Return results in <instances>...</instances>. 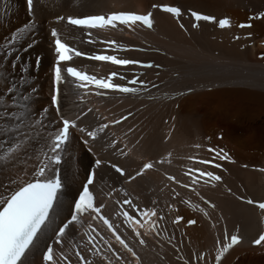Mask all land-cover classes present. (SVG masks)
<instances>
[{
  "label": "bare ground",
  "instance_id": "1",
  "mask_svg": "<svg viewBox=\"0 0 264 264\" xmlns=\"http://www.w3.org/2000/svg\"><path fill=\"white\" fill-rule=\"evenodd\" d=\"M153 4L180 7L181 15L152 8ZM121 11H151L153 27L117 22L115 28L89 29L67 22L69 16ZM191 11L217 21L228 18L231 26L221 29L218 22H197ZM261 13L264 0H35L31 14L26 0H0V45L24 25H33L7 59L11 49L0 47V92L16 84L18 102L25 103L22 97L29 95L26 103L33 120L48 109L46 130L24 129L33 139L15 153L7 149L20 135L0 133V156L5 157L0 159V194L16 187L10 183L14 179L19 184L35 178L38 158L49 152L45 141L51 144L62 126L61 117L76 123L59 152L60 163L46 174L55 179L58 172L61 187L22 264H52L43 259L48 247L54 249L56 264H81L78 251L88 264H264V241L255 243L264 234V209L259 208L264 203V18H257ZM53 29L72 49L84 53L77 57L72 52V60L59 63L64 77L60 83L52 77L57 59ZM16 55L20 60L13 68ZM93 55L141 63L116 65L90 59ZM149 63L153 67L143 66ZM24 66L27 71L21 70ZM67 67L98 79L116 72L112 83L137 91L98 89L67 75ZM133 79L144 83L132 84ZM81 83L87 86L80 87ZM53 95L59 111L52 104ZM104 124L108 127L100 131ZM89 131L96 132L94 139ZM225 153L227 159H221ZM146 163L153 168L143 170ZM92 166L90 192L100 213L91 209L77 213L74 200ZM190 169L210 171L222 179L205 176L193 183L198 173L186 174ZM138 170L143 174L136 176ZM125 200L132 201V207L123 204ZM125 210L132 221L122 215ZM72 215L77 220L58 237ZM100 216L109 219L136 256L116 240ZM177 217L183 219L173 223ZM231 236L239 242L217 261ZM140 239L145 240L143 245Z\"/></svg>",
  "mask_w": 264,
  "mask_h": 264
},
{
  "label": "snow or ice",
  "instance_id": "2",
  "mask_svg": "<svg viewBox=\"0 0 264 264\" xmlns=\"http://www.w3.org/2000/svg\"><path fill=\"white\" fill-rule=\"evenodd\" d=\"M34 3L35 0H26L27 8L31 13L34 12ZM152 8H161L164 12L170 13L176 17L181 15V8L175 6L168 5H157L153 4ZM191 16L195 21H212L218 22V25L221 29L230 27L231 22L228 18L219 19L212 15L201 14L198 11H191ZM257 18H264V13H261ZM58 19L63 20L64 17H58ZM153 13L151 11L146 14H136L134 12L121 11L119 13H113L107 16L104 15H88L83 18H73L72 16L67 17V22L71 25L82 26L89 29H97V28H106L111 26L113 28L117 27V22L120 25H127L131 27L132 25H136L137 22H140L142 26H146L151 29L153 27ZM183 28V25H181ZM193 27H198V24H193ZM239 27H251L250 24L245 25L241 24ZM33 25L26 24L20 29L16 30L12 33L11 38L5 42L3 45H0L3 49H11V51L6 52L4 58L7 59L8 56L12 55L13 52L16 51V45L20 42L24 41L27 36L30 34ZM52 37L55 39V51L58 54V62L55 67V81L57 83L62 82V69L59 66V62L70 61L72 60V55L70 53L74 52V55L79 57L84 55L81 51H75L72 49L67 43L62 42L60 38H58V33L56 29H53L51 32ZM239 39V37H236ZM110 43L115 44V41H111ZM33 45L29 43L27 45L28 48H31ZM90 59L95 61H110L116 65H132V64H140L141 62L136 59L129 58H117L113 55H93ZM20 60L19 55L15 56V60L12 63V67H17V61ZM144 67L151 68L153 65L151 63L143 65ZM157 67H159L157 65ZM22 71H27V66L22 67ZM67 75L75 78L81 82H87V84H94L98 89H113L118 90L123 93H132L136 92L137 89L121 86L112 83V79L118 75V73H111L107 79H98L95 75H88L85 72L78 70L76 67H67L65 69ZM123 79L124 77H120ZM27 80H23L22 83L27 84ZM137 82L144 83L143 81H138L137 79H133L130 81L132 84H136ZM87 84L81 83L80 87H86ZM18 86L16 84H10L2 92H0V120H4V123H0V133L5 135L15 132L20 135L19 141H17L14 145L10 143L7 152L15 153L22 147H26L27 143H30L33 137L30 134H26L24 129H35L37 126L40 129L46 130V125L44 121L47 119L48 109H42L40 113H38L37 119H32V108L31 105L26 103L30 100L29 95H24L22 100L25 103H20L15 99V94L17 92ZM34 91V89H33ZM58 92V90H57ZM101 94V93H97ZM52 104L56 106L57 111H59L58 107V97L57 95H53ZM22 110H17V109ZM91 111V109H89ZM127 119V117H124ZM62 126L59 127L58 130L55 131L54 138H52V142L50 145H47V141H45L46 146L49 147V152L44 154V159H39V164L36 168L35 178L31 181H25L17 184V181L14 179L10 183L16 185L14 189L8 191L6 194H0V264H22V258L25 256L26 252L29 250L30 246L33 244L35 238L38 236L39 232L42 230V227L46 224L49 219V214L51 209L53 208V203L57 199L59 189L61 187V182L59 178H50L46 174L52 171L53 164H59L61 161V156L59 152L64 148L66 143L69 140L70 136V128L76 127L75 121H69L68 119H64L61 117ZM120 120L115 121V123H120ZM51 123V122H49ZM108 125L104 124L101 126L100 131H103L107 128ZM83 131V129H81ZM40 135V133H37ZM87 135L91 138L96 137V132L89 131ZM49 137H52V134L49 133ZM40 139H44L41 135ZM199 147V146H197ZM209 151H214V149H209ZM219 155V154H218ZM4 156H0V159H4ZM221 159H227V154H223L220 156ZM200 163H210V161L201 160ZM100 161H97L99 164ZM152 163H146L143 165V170H148L153 168ZM116 171L118 173L124 174L123 169L115 166ZM214 167H222L220 164H215ZM198 173L197 175H193V183L198 181V178L209 177L211 180L220 181L222 179L219 175H214L212 172H204L200 169H190L189 173ZM143 174L142 170H138L136 176H140ZM130 179H135V177H130ZM169 179L174 180L175 177H169ZM93 181L89 179V184ZM207 182V181H206ZM183 187H188V185H182ZM249 204L253 203V201L249 200ZM123 204L129 205L132 207V201L125 200ZM259 208L264 209V203L259 204ZM75 209L77 213H83L88 210H93L97 214L100 213V208L93 206V195L89 191L87 187L84 188L83 193L80 195L79 200L75 203ZM140 214L147 215L148 213L140 210ZM152 216L156 215L155 210H152L150 213ZM122 215L128 221H132L134 217L129 215L127 210L122 212ZM207 215V213H205ZM100 219L103 221L105 225L112 231V234L115 236L116 240L119 241L121 245L128 252H130L133 256H136V253L133 251L131 247L127 243H125L124 239L117 233V229L113 227V224L110 223L109 219L100 216ZM163 219V217H161ZM183 217H177L173 223H178L182 220ZM77 220V215H72L71 219L68 220L58 232V237H63L66 234V230L69 226ZM189 224H195L196 221L189 220ZM156 225L153 224V228ZM139 235V233H137ZM231 243L226 246H223L221 255L216 256V260L219 261L223 253H226L232 246L239 242V238L237 236L230 237ZM264 241V234H261L259 238L255 241L256 244H260ZM58 244L61 243V240L58 238L56 241ZM92 242V239L89 240V243ZM139 243L143 245L145 243L144 239H140ZM95 248V245L93 244ZM99 252V249H97ZM64 260H68L67 256H64L63 253H59ZM76 256L79 257L81 264H88L87 260L81 253L76 252ZM45 262H52V264H56L54 259V249L52 247H48L47 251L43 257ZM119 259V257H117ZM111 264V262H109Z\"/></svg>",
  "mask_w": 264,
  "mask_h": 264
}]
</instances>
